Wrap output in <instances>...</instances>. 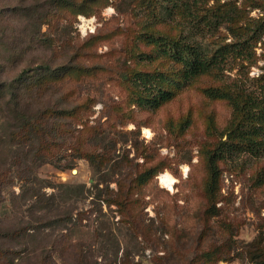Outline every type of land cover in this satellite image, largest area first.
I'll return each mask as SVG.
<instances>
[{"label":"rangeland","instance_id":"374dc122","mask_svg":"<svg viewBox=\"0 0 264 264\" xmlns=\"http://www.w3.org/2000/svg\"><path fill=\"white\" fill-rule=\"evenodd\" d=\"M69 1L89 6L92 14L75 15L71 6L57 0H0V8L6 11L5 56L14 47L23 55L4 64L6 76L12 78L34 63L82 68V78L76 73L68 75L44 94L45 101L63 105L60 97L64 95L74 104H84L81 122L74 127L84 137V150L105 163L95 166L89 155L78 159L74 152L72 158L71 151L64 149L57 153L58 158H64L61 165L46 164L36 169L30 165V170L36 171L33 176L44 185L42 191L58 199L60 206L53 213L58 220L72 208V202L76 207L66 227L62 221L51 230L34 232L29 246L54 242V257L61 255L71 261L77 254L83 264H122L124 255L130 256V263L154 264L158 258L175 257L180 264H192L197 257V264H201L200 257L208 250L211 260L217 254L226 258L211 264H254L244 250L264 237V156L241 155L219 163L216 196L210 198L206 192L210 177L203 154L219 140L231 119L229 105L208 99L203 90L232 81L239 68L226 71L222 81L213 76L200 78L157 111L139 109L131 104L130 90L122 85L120 73L136 67L151 69L138 65L130 50L145 26L172 34L170 26L152 22L138 0ZM244 1L221 0L235 4L248 20L263 16L264 0H257L261 4L257 8ZM221 33L227 34L226 29ZM36 35L44 40L32 42ZM230 40L228 37L227 42ZM263 57L264 37L258 47L240 58L249 78L261 73ZM186 119L190 125L182 130L179 125ZM209 123L214 128L212 133L217 131L214 135H210ZM155 166V179L146 187L132 190L137 200L134 220L146 232L141 236L126 225L116 206L109 207L97 198L107 183L109 190L117 191L116 180L135 178ZM165 173L175 180L171 188L160 182V175ZM14 178L5 225L13 223L10 210L14 201L22 200V183ZM27 204H34V199ZM65 228L71 230L70 247L60 239ZM227 242L236 249L229 253L223 248ZM7 244L17 247L15 241ZM214 246L220 249L218 253Z\"/></svg>","mask_w":264,"mask_h":264},{"label":"trees","instance_id":"16d2710c","mask_svg":"<svg viewBox=\"0 0 264 264\" xmlns=\"http://www.w3.org/2000/svg\"><path fill=\"white\" fill-rule=\"evenodd\" d=\"M57 1L71 6L75 15L92 14L91 8L82 3ZM138 1L145 5L143 10L146 17L149 14L155 24L170 26L173 33L147 25L137 36V42L130 53L135 54L138 65H147L151 69L136 67L120 73L122 85L129 88L130 102L135 107L157 111L173 102L200 78L213 76L222 81L226 78V71H232L236 66L239 68L232 81H224L203 90L208 99L225 101L231 108V119L221 137L211 148L203 151L210 177L206 192L210 198H215L220 179L219 163L241 155L254 158L264 156V66L257 77L249 78L244 73L245 67L240 61V58L262 43L264 14L256 19L243 18L242 11L232 3L233 1ZM211 1L214 2L213 5H210ZM244 2L251 8L261 5L257 0ZM5 15L4 8H0V264H59V260L62 264L72 261L74 264H83L82 257L77 254L71 261L61 255L59 260L54 257V242L52 245L46 243L38 247L29 246L34 232L40 229L51 230L55 224L62 221L66 227L73 220V210L76 207L75 202H72V208L66 210L62 214L63 218L58 220L53 214L60 206L58 199L55 195L47 196L42 191L44 185H40L41 181L33 176L36 171H31L30 165L35 166V169L46 164L61 165L64 158H58L57 153L64 149L66 152L71 151L72 158L75 152L78 159L89 155L90 162L95 166L105 164L101 160H95L93 154L84 150V137L82 138L81 131L74 127L76 122H81L84 104H74L64 95L60 97V103L63 105L54 106L45 101V93L68 75L76 73L80 77L82 68H73L67 64L52 67L34 63L33 66H25L18 74L8 78L4 64L14 62L23 55L14 47L5 56ZM221 29H226L227 34L222 35ZM39 31L36 33L40 34ZM228 37H231L229 42ZM41 40L44 39L37 35L32 38L35 43ZM189 125L190 120L186 119L179 128L184 130ZM209 127L210 135L217 133H212V123H209ZM157 174L155 166L147 168L135 178L124 176L115 181L117 191L109 190L107 183L105 190H99L97 199L109 207L116 206L124 216L126 225L145 236V230L135 222L132 213L133 205L137 201L132 190L136 187H146ZM14 177L17 182L22 183V200L14 201L10 210L13 212V223L5 225V215L8 211L6 204L8 197L13 193L11 184ZM33 199L34 204L28 205L27 202ZM69 231L70 228L60 239L62 244H69L70 247ZM12 241H15L17 247L7 244ZM230 243L223 245L229 253L236 249L234 244L229 246ZM215 250L216 253L220 251L219 248ZM244 253L250 262L264 264V237L247 246ZM211 254L209 250L204 252L200 257L201 264H211L215 259H226L217 254L211 260ZM128 257L130 256H123L122 264H141L140 261L130 263ZM196 260L197 257L192 264H197ZM154 264H180V260L175 257H163L158 258V262Z\"/></svg>","mask_w":264,"mask_h":264},{"label":"bare ground","instance_id":"6f19581e","mask_svg":"<svg viewBox=\"0 0 264 264\" xmlns=\"http://www.w3.org/2000/svg\"><path fill=\"white\" fill-rule=\"evenodd\" d=\"M159 179H160L162 186L167 187V188H171L175 181L174 178L168 173L160 175Z\"/></svg>","mask_w":264,"mask_h":264}]
</instances>
